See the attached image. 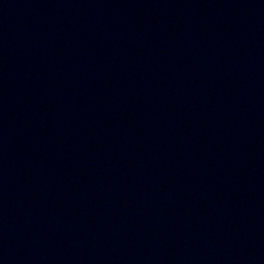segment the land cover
<instances>
[{"label":"water","instance_id":"1","mask_svg":"<svg viewBox=\"0 0 264 264\" xmlns=\"http://www.w3.org/2000/svg\"><path fill=\"white\" fill-rule=\"evenodd\" d=\"M186 48L264 115V0H115Z\"/></svg>","mask_w":264,"mask_h":264}]
</instances>
